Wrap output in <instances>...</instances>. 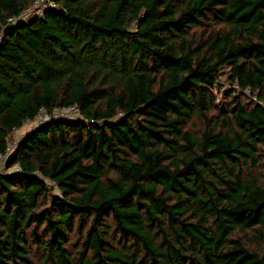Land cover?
I'll list each match as a JSON object with an SVG mask.
<instances>
[{"label": "trees", "instance_id": "trees-1", "mask_svg": "<svg viewBox=\"0 0 264 264\" xmlns=\"http://www.w3.org/2000/svg\"><path fill=\"white\" fill-rule=\"evenodd\" d=\"M31 1L0 0V153L40 108L82 119L6 159L0 264H264V0H51L8 23Z\"/></svg>", "mask_w": 264, "mask_h": 264}, {"label": "built area", "instance_id": "built-area-1", "mask_svg": "<svg viewBox=\"0 0 264 264\" xmlns=\"http://www.w3.org/2000/svg\"><path fill=\"white\" fill-rule=\"evenodd\" d=\"M48 9H58V6L51 0H32L31 4L24 9L18 17L8 19V23L22 22L31 17H43L45 11ZM80 119H82L80 109L74 105L69 107H58L51 111H46L44 108H40L35 118L28 122L35 121L37 127L53 120L76 121ZM16 130L19 129H15L14 131ZM13 149V147L8 145L6 150L3 153H0V168L5 165V161L11 155ZM8 171L20 172V168L16 165Z\"/></svg>", "mask_w": 264, "mask_h": 264}, {"label": "rangeland", "instance_id": "rangeland-1", "mask_svg": "<svg viewBox=\"0 0 264 264\" xmlns=\"http://www.w3.org/2000/svg\"><path fill=\"white\" fill-rule=\"evenodd\" d=\"M228 74H229V69L223 68L221 69L219 73V82L222 88V91H235L236 95H240L238 92L237 86H232L228 80ZM247 95V92H245ZM250 96H243L242 100H248ZM252 99V97H251ZM37 121V120H36ZM36 127V122H28L26 121L24 125L19 129L14 132H12L8 145L10 147H15L16 143L30 130ZM193 128V129H192ZM190 128L193 132H195V127ZM259 162L257 164V167L254 169H251L250 172L252 175L256 176L260 181L264 182V149H261L258 155ZM0 172H4L3 166L0 168ZM53 193H57V190H53Z\"/></svg>", "mask_w": 264, "mask_h": 264}]
</instances>
